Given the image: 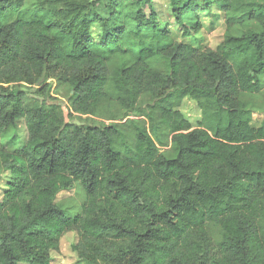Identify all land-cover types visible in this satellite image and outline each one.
Wrapping results in <instances>:
<instances>
[{
	"label": "trees",
	"instance_id": "obj_1",
	"mask_svg": "<svg viewBox=\"0 0 264 264\" xmlns=\"http://www.w3.org/2000/svg\"><path fill=\"white\" fill-rule=\"evenodd\" d=\"M169 4L186 36L219 11L223 41L178 40L154 0H0V134L27 131L0 145V264H48L69 231L83 264H264V0Z\"/></svg>",
	"mask_w": 264,
	"mask_h": 264
},
{
	"label": "rangeland",
	"instance_id": "obj_2",
	"mask_svg": "<svg viewBox=\"0 0 264 264\" xmlns=\"http://www.w3.org/2000/svg\"><path fill=\"white\" fill-rule=\"evenodd\" d=\"M154 4L156 9L159 11L162 19L166 21L170 28L172 35L176 37L178 40H182L184 42H192L197 46L202 48L212 47L216 48L224 39L225 34V21L222 17V14L216 10V12H207L206 10L200 11L201 20L203 22L202 29L195 33L192 36L184 35V28L181 24L175 21V18L172 14L171 6L169 4V0H154ZM218 15V16H217ZM92 31L95 36L100 34V28L98 24H94L92 27ZM262 82L264 86V76L262 77ZM52 95L55 97L56 101L62 104L67 119L71 116L69 115L70 102L67 98L68 91L65 87L59 86L56 80H52ZM180 109L184 112V114L189 118L194 126H198L200 119L202 118L200 107L195 99L190 96L184 98L183 103L180 106ZM76 119L79 120L81 118L86 119L87 117H91L98 121H109L101 116H92L88 114H82L81 116L77 113ZM133 117H136L137 114L133 113ZM264 118L263 111L258 109L253 116L252 124L254 126H259ZM126 118L122 119L124 121ZM26 136V125L24 120H20L18 122L17 129L13 126L9 127L4 133L0 134V145H4L6 148L10 150H14L18 147L19 136ZM8 176V172L0 171V199L3 196V193L6 189V181L5 179ZM58 199L64 200L63 204L68 207L69 210L77 211L80 209V206L84 200L83 190L80 188H75L71 190H63L59 193ZM218 228L213 229V233L217 235ZM78 240V234L75 231L67 232L61 239L59 250L52 251L51 258L48 264H83L78 263V254L73 248V245ZM18 264H27L26 262H19ZM85 264V263H84Z\"/></svg>",
	"mask_w": 264,
	"mask_h": 264
}]
</instances>
